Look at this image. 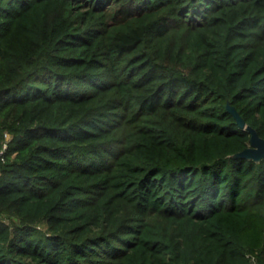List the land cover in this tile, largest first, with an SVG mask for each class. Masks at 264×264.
I'll use <instances>...</instances> for the list:
<instances>
[{
  "label": "trees",
  "instance_id": "16d2710c",
  "mask_svg": "<svg viewBox=\"0 0 264 264\" xmlns=\"http://www.w3.org/2000/svg\"><path fill=\"white\" fill-rule=\"evenodd\" d=\"M264 0H0V264H264Z\"/></svg>",
  "mask_w": 264,
  "mask_h": 264
},
{
  "label": "water",
  "instance_id": "95a60500",
  "mask_svg": "<svg viewBox=\"0 0 264 264\" xmlns=\"http://www.w3.org/2000/svg\"><path fill=\"white\" fill-rule=\"evenodd\" d=\"M227 108L235 116L239 125L250 132L249 145L234 153L232 156L245 157L255 161H260L262 158H264V137L259 135L256 128L246 123L239 111L233 105H231L229 101L227 103Z\"/></svg>",
  "mask_w": 264,
  "mask_h": 264
},
{
  "label": "built area",
  "instance_id": "2783aa9c",
  "mask_svg": "<svg viewBox=\"0 0 264 264\" xmlns=\"http://www.w3.org/2000/svg\"><path fill=\"white\" fill-rule=\"evenodd\" d=\"M10 138H11L10 133L5 132L4 133V142H3L2 147L0 149V154L3 153L5 151V149L7 148V144H8V141L10 140Z\"/></svg>",
  "mask_w": 264,
  "mask_h": 264
}]
</instances>
